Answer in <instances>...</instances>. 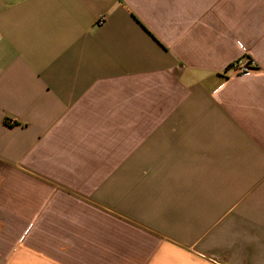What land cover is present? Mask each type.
Wrapping results in <instances>:
<instances>
[{
	"label": "crops",
	"instance_id": "1",
	"mask_svg": "<svg viewBox=\"0 0 264 264\" xmlns=\"http://www.w3.org/2000/svg\"><path fill=\"white\" fill-rule=\"evenodd\" d=\"M0 264H264V0H0Z\"/></svg>",
	"mask_w": 264,
	"mask_h": 264
},
{
	"label": "built area",
	"instance_id": "2",
	"mask_svg": "<svg viewBox=\"0 0 264 264\" xmlns=\"http://www.w3.org/2000/svg\"><path fill=\"white\" fill-rule=\"evenodd\" d=\"M254 62L248 61L247 58H239L231 63L230 70L236 74H250L254 71Z\"/></svg>",
	"mask_w": 264,
	"mask_h": 264
},
{
	"label": "trees",
	"instance_id": "3",
	"mask_svg": "<svg viewBox=\"0 0 264 264\" xmlns=\"http://www.w3.org/2000/svg\"><path fill=\"white\" fill-rule=\"evenodd\" d=\"M243 57H244V58H247L248 61H252L251 57L248 56L247 54H245ZM230 65H231V64H230ZM230 65L228 66V68H230ZM228 68H227V69H228ZM253 69L256 70V69H257V66L255 65V66L253 67Z\"/></svg>",
	"mask_w": 264,
	"mask_h": 264
},
{
	"label": "rangeland",
	"instance_id": "4",
	"mask_svg": "<svg viewBox=\"0 0 264 264\" xmlns=\"http://www.w3.org/2000/svg\"><path fill=\"white\" fill-rule=\"evenodd\" d=\"M254 62V61H253ZM254 65H255V63H254ZM255 71V70H254ZM252 73V72H251Z\"/></svg>",
	"mask_w": 264,
	"mask_h": 264
}]
</instances>
